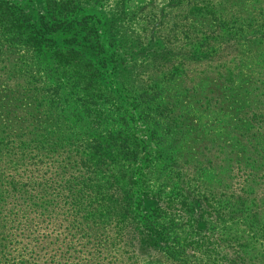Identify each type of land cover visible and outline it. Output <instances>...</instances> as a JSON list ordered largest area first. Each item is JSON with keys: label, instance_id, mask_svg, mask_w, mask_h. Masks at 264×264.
<instances>
[{"label": "trees", "instance_id": "trees-1", "mask_svg": "<svg viewBox=\"0 0 264 264\" xmlns=\"http://www.w3.org/2000/svg\"><path fill=\"white\" fill-rule=\"evenodd\" d=\"M177 1L186 7L179 34L188 59L169 78L139 77L146 84L133 94L153 142L147 151L134 134L113 140L122 123L131 126L120 115L125 102H108L87 81L80 50L54 48L40 68L35 40L45 26L24 34L21 7L0 1V264H126L135 254H160L159 264H264V204L252 197L259 191L264 203V0ZM44 4L46 23L71 30L69 3ZM83 37L104 50L96 31ZM130 37L112 45L135 50ZM74 60L69 79L56 76ZM194 98L202 109L191 108ZM179 129L187 136L173 138ZM203 131L205 159L184 156ZM224 174L233 179L222 186ZM255 249L263 258L246 254Z\"/></svg>", "mask_w": 264, "mask_h": 264}, {"label": "rangeland", "instance_id": "rangeland-1", "mask_svg": "<svg viewBox=\"0 0 264 264\" xmlns=\"http://www.w3.org/2000/svg\"><path fill=\"white\" fill-rule=\"evenodd\" d=\"M0 1H5L8 4L15 3L17 6L21 7V17L25 22L22 30L24 34L32 29V25L30 24L39 26L42 24L45 26L44 30L38 33L35 40L38 42L40 47L38 45L35 47L36 54L39 56V59L36 58V54H34V58L41 64L38 65L40 68L52 62V60L48 57L54 48H58L60 46L77 47L81 54L75 56V58L76 60H79V69L86 76L87 81L93 84L96 89H100V93L107 97L108 102L112 103L110 99H115L118 95L120 96L121 104L125 102V104L121 107L120 115L129 122L131 121V126L128 130H126L125 123H122L124 131L119 133V128H117L115 135L117 133L119 134L116 136L112 135L114 136L113 140L115 139L116 143L120 144L122 139H124V135L130 137L132 136L131 134H134L137 136L138 142L140 143L139 147L142 150H151L148 146L150 143L153 144V142L149 141L150 138L145 129V124L138 122L137 108L134 105L135 100L133 98V94L136 96L138 92L136 90L137 87L141 84H146L136 83L139 77L142 79L161 77L163 73L171 71L172 66H176L178 68L188 59L184 51L185 48L183 47V41L181 39L182 35L179 34L181 27H183L185 22H188L187 19L185 20L186 7L184 3L179 4L177 0H60V2L64 1L65 4L69 3V16H72L71 18L74 17V22H76L74 26L71 27V30L62 31L61 28H54L57 23L53 26V23H46L47 19L42 17L45 14L43 6L45 5V0ZM56 1L60 4L59 0ZM185 1L186 0L183 2ZM195 1L196 0H192L191 3ZM89 28L96 31L97 36L99 35V43L104 48L103 51L95 53L93 49L86 47V43L89 42V40L85 43V40L83 41V36L86 35ZM71 32H77L76 34H78V36L72 34ZM123 35H130L131 37L133 36L136 38V43L139 45L135 48V50H126L124 48L117 49L114 45H112V38H122ZM151 35L154 37L153 39L150 37ZM90 41L93 42L92 39H90ZM159 44L160 46L157 47ZM171 47H174V49L167 52V50ZM162 48L164 50H162ZM120 51L121 53L127 52V54L122 57ZM158 52H166V55L161 59H157V55L159 54ZM117 54L122 57V61L117 60L116 63H111V61L104 59L107 55V58L110 56L112 60V58H115ZM62 57L64 56H59L58 59H61ZM65 58L68 60L69 56L66 55ZM76 60L67 65V67L70 68L69 70L64 71V68H60V73L56 76L68 78L69 74L67 72L69 71L70 74H73L72 65ZM155 60L163 65L164 69L162 72L161 68L154 67L155 62L153 61ZM114 65H117V69L112 67ZM189 68H193V65H189ZM112 70L113 72H110ZM187 74L191 75L192 71L189 70ZM169 77L170 75L168 73V78ZM191 77L192 76H189L188 78ZM188 80L189 79H186V82ZM171 81L172 80L167 83L170 84ZM125 90H127V93ZM122 95H125L126 97L124 98L126 99H123ZM185 102L186 101L184 100L183 103ZM201 102L202 101H198V98H194L188 103H191V108L193 109H202L203 106L201 107V105L203 104ZM178 104V108H180L181 102ZM208 127L209 126L206 128ZM182 132H184V130L179 129V134H175L173 138L183 139L181 136ZM185 135L186 132H184V136ZM200 136L201 133L199 134V137ZM200 138L201 139L198 142L202 144L196 143V145H189L192 140L194 141V139H190L189 136L190 141L187 143L188 147L184 150V156H190L187 154L190 151H193L196 153L194 156H197L199 160L205 159L200 156L205 146L204 143L208 140L204 131L202 132V136ZM165 140L168 141L166 138ZM124 142L126 143V141ZM120 149L122 150L123 148L121 147ZM192 169L194 168L186 167L185 171L189 174H193ZM225 176L226 174L218 176L220 179V185L222 186L228 184V181L230 183L231 179H233L231 178L227 180ZM128 178L131 179L130 177ZM175 180L176 179L174 178L173 181ZM128 182H131V180H128L126 183ZM168 186L165 190H168ZM212 189L215 190L214 184ZM148 195L144 196L143 199L145 197H149ZM260 195L259 191L258 196L257 194H253V200L264 204L263 200L260 199ZM191 196L194 198L197 205L203 203V206H205L206 203L203 201L199 202L200 199L198 198H200V196H197V193L196 195ZM120 198L124 202V197ZM143 199H135L134 201L138 204V201H141V203L144 202L142 201ZM148 202L154 201H147V203ZM241 239L242 238L239 239V242H242ZM235 242H237L236 239H233L229 244L232 245L235 244ZM233 250L230 247L226 249L229 253ZM258 252L259 249H255L250 252L248 251L246 254H249L251 258H263V256H261ZM146 255L147 254H135L133 255V261L126 264H139L141 261H145L144 263L147 264H159L162 262L160 254L155 255L156 260H151L152 257L147 259ZM142 262L140 264H142ZM174 263L192 264L190 259L184 260L181 257Z\"/></svg>", "mask_w": 264, "mask_h": 264}]
</instances>
